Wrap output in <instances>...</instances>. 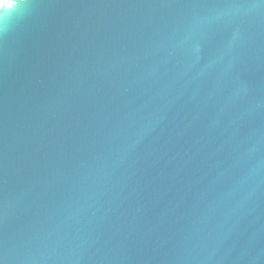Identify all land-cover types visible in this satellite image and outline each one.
<instances>
[{"label":"water","instance_id":"95a60500","mask_svg":"<svg viewBox=\"0 0 264 264\" xmlns=\"http://www.w3.org/2000/svg\"><path fill=\"white\" fill-rule=\"evenodd\" d=\"M0 264H264V0L1 11Z\"/></svg>","mask_w":264,"mask_h":264},{"label":"snow or ice","instance_id":"6c2138e0","mask_svg":"<svg viewBox=\"0 0 264 264\" xmlns=\"http://www.w3.org/2000/svg\"><path fill=\"white\" fill-rule=\"evenodd\" d=\"M17 3L18 0H4V3L0 5V11L5 10V5L7 9H12Z\"/></svg>","mask_w":264,"mask_h":264},{"label":"bare ground","instance_id":"6f19581e","mask_svg":"<svg viewBox=\"0 0 264 264\" xmlns=\"http://www.w3.org/2000/svg\"><path fill=\"white\" fill-rule=\"evenodd\" d=\"M3 3H4V0H0V5H2ZM5 7H6V5H5Z\"/></svg>","mask_w":264,"mask_h":264},{"label":"clouds","instance_id":"9594fccd","mask_svg":"<svg viewBox=\"0 0 264 264\" xmlns=\"http://www.w3.org/2000/svg\"><path fill=\"white\" fill-rule=\"evenodd\" d=\"M9 10H10V9H7V10H3V11L7 13V12H8Z\"/></svg>","mask_w":264,"mask_h":264}]
</instances>
